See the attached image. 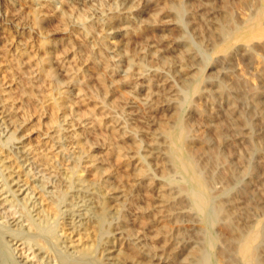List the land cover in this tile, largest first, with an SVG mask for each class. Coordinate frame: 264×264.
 <instances>
[{"label": "bare ground", "instance_id": "bare-ground-1", "mask_svg": "<svg viewBox=\"0 0 264 264\" xmlns=\"http://www.w3.org/2000/svg\"><path fill=\"white\" fill-rule=\"evenodd\" d=\"M0 8V83L20 75L18 91L11 81L0 89L7 116L54 129L24 147L30 165L4 150L21 137L16 126L0 140V264H85L95 253L79 232L92 223L90 207L71 222L76 238L56 218L67 186L49 190L47 180L58 171L51 139L60 132L79 150L68 178L101 185L99 226L116 185L149 228L165 226L184 198L200 223L199 264H223L221 238L232 243L229 264H264V0H0Z\"/></svg>", "mask_w": 264, "mask_h": 264}, {"label": "rangeland", "instance_id": "rangeland-1", "mask_svg": "<svg viewBox=\"0 0 264 264\" xmlns=\"http://www.w3.org/2000/svg\"><path fill=\"white\" fill-rule=\"evenodd\" d=\"M3 13H4L3 8H0V14L3 15ZM6 21L7 20L2 22V25L4 23V25H7V26H9L11 28L14 26L10 21H7V22ZM23 27H25L23 23L19 24L18 30L20 32H23L24 31V29H22ZM3 32H5V31L2 30L1 27H0V36H2ZM12 32H14V31L12 30ZM13 34H15L14 38L17 37L15 45L17 44V42H19V41H17V39H19V38L23 42L22 39L24 37H23L22 33L18 34L19 36L15 32ZM6 39H7V37H6ZM6 39H2V40L0 39L1 44ZM7 41L8 42L5 41V43L9 44L10 40H7ZM34 46H35V49L37 50L38 49V45L36 43H34ZM11 58L15 59L14 57H11ZM11 58L9 60L12 62V65H13V64H15V60H12ZM0 61H1V55H0ZM21 61H23V58L21 59ZM12 65L10 64V66L12 68H14L15 65H13V66ZM5 68L6 67H4V64L2 63L1 67H0V80H1L0 82L1 83H3V81H2L3 75L2 74H4ZM1 75H2V77H1ZM14 76H17L18 78L14 77ZM14 76H10V77L8 76V78L6 77L7 80H6V78L3 79L4 82H7V83H5V85H2L0 83V85H1L0 89L2 88V86L3 87L7 86L6 84H8L11 81V83H9V85L12 86L13 89L15 88L13 91H18V84H16V81L19 82L20 75L16 74ZM19 88H20V85H19ZM0 93H1L0 94V119H1V117L3 118V119H1L3 127L2 126L0 127V130H2L1 131L2 135L0 134V140L1 139L6 140L7 134H9L10 129L12 130L13 127L15 128V126H16V130H14V131H17V132H14V133L18 137L21 136L19 138L16 137L17 139L15 138L14 139L15 141L12 140L11 142H9L8 145H7L8 146L7 148L5 147L6 146V143H5L4 150L7 149L8 151H11L12 153L16 154L17 157H19V160H21L20 163L23 164V166L30 165L29 164L30 162L33 163L32 159L28 160V162L24 161V157H23V155H25L24 154V149H25L24 147L25 146L26 147L30 146L31 148H36L37 146H36V144L34 142H36V140H37V138H36V137H38L37 134L38 135L40 134V138H43V137H45V135H47V133L53 132L54 129L53 130H52V128L48 129L47 128L48 124H43L44 121L41 123V127L38 128V129H37V127H35L36 129L34 127H31L30 126V122H22V124H20L21 123V119H19L20 121H18V122H16V120L14 122L13 119H11L9 116H7L8 112L4 109V108L8 109L7 106H9V104H8L9 102L7 101L8 103H6V101H4V99H3L5 97H1V96H4V94L2 92H0ZM13 93L15 94L16 92H13ZM17 95H19L18 92L15 95V98H19V99H15L14 98L15 100H13V101H15V102L20 100V97L17 96ZM115 97H116V95H115ZM114 98L112 96L109 97L108 100L109 99L110 100L108 102H112L111 100H113ZM1 102H3V103H1ZM1 109H2L3 112L1 111ZM1 112L4 113V114H1ZM62 116L63 115L61 114L60 115V121L64 118ZM4 118H5V121H4ZM11 121H13L12 123H14L15 125L12 124ZM62 121L63 122L61 124L65 123L64 119ZM4 122H6V123H4ZM3 123H4V125L5 124L6 125L4 126ZM8 123L9 124L11 123V124L9 125ZM45 126H46L47 130L45 129ZM6 128L9 130L8 132H7V130H5ZM61 133H62V135H60L58 137L59 140L57 139V135L52 134L55 137L54 138L52 137L53 139H51V143L55 142L54 145L57 146L56 151L59 149L58 150L59 151L58 155L56 157H54L56 159L55 160L53 159V161L55 162V165L58 168V171H57L56 174H54L55 176L54 175L51 176L52 179L50 178V179L47 180V181L50 182V183L48 182L47 185H48V189L49 190H51L50 188L52 186H53V189H54V186H59L58 184H60V186L62 188H63V186H64V188H65V186H67V188H66V199L67 200H65V202H64V204L62 206L60 205V207H61L60 210L61 211L58 212L56 218L59 217L58 218L59 222L61 223V221H63L66 224L65 228H66V231H67L66 233L68 235L71 233L70 236L74 235L75 238H76V235L78 234V229L72 227L71 222L73 220H77L78 217H80V216H78L79 214H81V216H82V213H83L82 210L84 211V206L85 205L87 207H90V209H91L90 212H89L90 213L89 214V218L91 219L90 221L92 222L91 225L88 226V227H84V229L80 230L79 232H80V235H82V239L85 242L88 241L87 242L88 244H92V246H94V249H92L93 250L92 253H94V252L95 253L92 254V256H90L91 259H90V257H89V259L93 260L92 258H94V255L96 253L97 254L95 256L96 263H95L94 260H93L94 262L93 261L89 262V259H88V260H84L85 264H94V263L97 264V262H98V264H127V263L128 264H140V263L141 264H171V263L172 264H186V263L187 264H199L198 259H197V251L196 250H198V248L200 249L199 243L202 242V241H201V238H198V237H201V236H198V235H201V233L196 231V228H197V230L199 229L200 223L198 224V223L194 222V221H196V220H194V215H192V213L189 211L188 207H186V205H185V203L183 201L184 198H178L177 199L178 203L176 201V203H177L175 205L176 207L174 206L170 210V213H169L170 216L167 218L168 221L166 220L167 223L165 222V224H166L165 226H161L160 227V226L156 225V226H153V227L149 228L147 226L141 225L138 222V220H136V218L134 217V214L129 209V205L126 206V203H124V199H125L124 197H125V193H126L125 189L120 187V185H116V186H118V188H115L114 190H111V192L108 193L107 197L109 198V201H108V204H107V208L103 212L104 218L106 220L101 222L100 226H99V224L96 223V221H97L96 217H98V213H100L99 212L100 208L97 205L96 201L98 200V197L96 199V196H98L99 195V191H101L100 187H99L101 185L99 183L95 182L96 184H94V183L90 184V187L89 188L87 187L88 188L87 189V188L79 187L74 176L69 175L71 177H70V179L68 178V175L65 172V170H66L65 168H67V165L72 162V159H74V157L76 156V153L79 152V150H78V147H77L76 143L72 139H70V137L68 138L67 135L65 133H63V132H60L59 134H61ZM29 140L31 141L30 143H29ZM12 142H14V143H12ZM31 143H32L33 146L31 145ZM59 145H60V147L61 146L62 147L60 148ZM9 146L12 147V148H10ZM93 146H91V147H93L91 149L92 150L91 153L94 154L96 157H98L100 155V153H102L101 152V148L96 146V145H93ZM10 149H13V150H10ZM60 150H61V152H60ZM21 153H22V155H21ZM6 155L7 154H6V151H5V156ZM29 157L31 158L32 156L29 154ZM5 161H6V159H5ZM56 161H57V163H56ZM40 163L42 164V162H40ZM32 167H33V169H35V170H33L34 172H38L39 173V174H37V176H40L41 174H40L39 171L44 166L42 167V165L40 166V164H38V162H36V165L34 164V165H32ZM52 169L53 168H51L50 170H52ZM37 170H39V171H37ZM53 171H54V169H53ZM68 174H70V173H68ZM66 178L68 180H66ZM55 181L57 182V184H56ZM51 182H52V184H51ZM68 182H70V183H68ZM21 184L22 183H20V185ZM95 193H96V195H95ZM44 198H45L46 201L44 200V202H43V209L46 207L45 205H46V203L49 202V199H50V198H46V197H44ZM150 200L153 201L154 199L152 197H149L148 201L145 200V202H142V203H147V202L151 203ZM32 202H33V199L30 200L28 203H32ZM109 202H110V204H109ZM64 205L67 206V209H66V206H64ZM45 209L47 211H49L47 208H45ZM96 211H98V212H96ZM50 212L51 211H49V213H47L48 216H46V217H47V219L52 220V218H54V215L53 214L51 215ZM191 220H193V221H191ZM96 224H98V225H96ZM157 226H158V229H157ZM193 231H194L195 234L193 233ZM199 231H200V229H199ZM197 233H199V234H197ZM176 234L178 235V237H177ZM74 236H73V238H74ZM186 237H187V239H186ZM218 241L216 242V247H217V250L219 249L218 251H220V254H222L221 255L222 256V258H221L222 259V263L223 264H226V263L229 264L230 261L233 262L234 256L231 255L232 253H229V252H231L232 243L230 241H228V239H225V238H221ZM230 244H231V246H230ZM58 246H60V245L57 244V250L60 249V247L58 248ZM189 246H191L193 248L191 249ZM188 247H189L190 250L188 249ZM196 247H197V249H196ZM229 249H230V251H229ZM194 250L196 251V253H195ZM115 251H117V252H115ZM130 251H131V253H133V257L128 258L125 253H128V252L130 253ZM145 251H146V253H145ZM192 252L195 255H192ZM134 253H135V255H134ZM185 254H187L188 258L185 257L186 256ZM188 254H190L193 258L190 255H188ZM51 255H52V253H51ZM98 255L102 256V257H99ZM225 255H226V257L224 258ZM97 256L99 258H97ZM74 258H76V255L74 256ZM100 258H102V259H100ZM194 258H195V260L197 259L196 260L197 262L194 261ZM183 259H185V260H183ZM51 260H52V264H54V259H51ZM186 260H189V261H186ZM82 261L83 260H81L80 263H82ZM224 261L226 263H224ZM58 264H60V263H58ZM76 264H79V262L76 263Z\"/></svg>", "mask_w": 264, "mask_h": 264}]
</instances>
